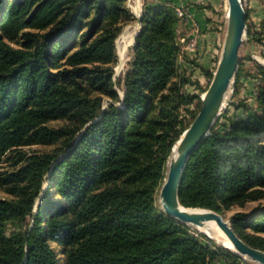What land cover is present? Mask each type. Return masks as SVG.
I'll return each mask as SVG.
<instances>
[{"label": "trees", "instance_id": "obj_1", "mask_svg": "<svg viewBox=\"0 0 264 264\" xmlns=\"http://www.w3.org/2000/svg\"><path fill=\"white\" fill-rule=\"evenodd\" d=\"M170 2L145 6L129 67L114 80L116 39L135 19L127 0H0V165L9 154L19 165L0 174L9 194L0 198V264L241 260L158 205L168 158L202 106L186 123L181 111L199 96L174 81L181 20ZM256 68V108L224 112L228 122L218 130L219 119L192 155L179 189L186 207L226 216L264 199V66ZM35 145L50 149L21 150ZM28 216L31 227L9 230ZM230 221L264 250V205Z\"/></svg>", "mask_w": 264, "mask_h": 264}, {"label": "rangeland", "instance_id": "obj_2", "mask_svg": "<svg viewBox=\"0 0 264 264\" xmlns=\"http://www.w3.org/2000/svg\"><path fill=\"white\" fill-rule=\"evenodd\" d=\"M12 1V0H11ZM163 0H141V17L144 12V8L146 5L149 4H158L162 2ZM213 0H207L206 7L213 10L214 18V28L219 30L221 32L220 34V42L222 39L224 40L225 33H226V21H227V4L226 0H217L218 6L217 9H214V7L211 6V2ZM245 9L248 12V21L247 25L255 32L254 38L247 36L243 42V45L240 49V67L239 71L241 72V82L237 84V86L234 88L232 87V90L229 92L228 97L226 99V103L224 106V109L222 110V114L219 117V123L216 125V129L222 130L223 124H226L228 121L226 117L223 116L224 112L228 113V116L232 117H243L246 114L252 113L253 109L256 108V94H257V87L259 85V82L256 80L255 76L257 75V68L256 64H260L264 66V0H245ZM127 5L131 11V14L134 16V20H132L130 23H128L124 29L122 30L121 34L116 39V52L118 55V49H117V43L120 40V37L127 33L128 35V43L130 44L128 48L126 49L124 54V58L122 59L118 55V63L113 67V78L116 80L118 77H123L126 70L129 67V62L131 61L133 52V46L135 45L134 39H136V36H134L133 44H131L129 41L131 40L132 34L135 32L136 34L139 33V30L141 26L139 25V18L133 13L132 6L135 5V0H127ZM188 30L190 31V28L187 26ZM179 35V33H178ZM223 44L222 42L219 43L217 46L216 56L214 59V64L212 66V71L209 70L211 73L215 72L216 67L218 65V61L221 56ZM201 57L198 52H192L190 54H185L182 58L178 59V71L179 75L174 79L175 82L180 83L181 90L184 93H190L195 96H199V98H195V101L193 104L187 106L185 109H183L182 116L185 119L186 123H189L192 119V112H194L197 109V105L199 100H202V97L204 93L206 92L207 88L210 84V78L205 75V73L201 70L199 66H201ZM120 96L125 95L123 90L119 89ZM108 100H105V105H107ZM251 109V110H248ZM248 110V111H245ZM217 123V122H216ZM53 126H59L60 123L53 122L51 123ZM50 148L45 146H31V147H25L21 149L23 152H26L28 154H32L34 152H43L48 151ZM169 159V158H168ZM19 165L15 164V159L12 158V154H9L8 158L5 159V161L0 165V174L4 171H15ZM167 168V165H166ZM166 173V172H165ZM48 183H44L43 190L47 188ZM9 194L4 191V189L0 188V198H8ZM40 204V199L38 198L36 200V204L34 207V213H37V205ZM158 205L160 209L164 212L160 202H158ZM261 205H264V199H261L259 201H252L245 204L243 207H236L234 210L226 214L227 219L231 220L232 215L237 211H245L249 212L254 208H257ZM33 224V218L32 216H28L24 222H12L9 224V230L10 231H19V230H25L29 227H31ZM192 227V226H191ZM193 230L202 233L199 231V229H196L195 227H192ZM215 241V243L226 249L227 251L232 252L233 254L237 255L234 251L224 247L222 244H220L216 239H212ZM239 256V255H237ZM241 260H239L238 264H259L249 258H244L242 256H239ZM213 264H230V261L224 260L222 256L220 255V259L215 261Z\"/></svg>", "mask_w": 264, "mask_h": 264}, {"label": "water", "instance_id": "obj_3", "mask_svg": "<svg viewBox=\"0 0 264 264\" xmlns=\"http://www.w3.org/2000/svg\"><path fill=\"white\" fill-rule=\"evenodd\" d=\"M244 1L226 0V33L218 65L209 87L202 97L199 113L172 149L158 199L168 217L196 229H208L209 233H202L211 239H215L210 232H213L212 225H216L226 236L233 250L223 245L224 247L239 256L264 264V250L244 242L234 231L230 219L210 209L186 207L179 198L180 184L187 165L192 155L211 135L239 71L240 49L248 32ZM138 18L141 19V14Z\"/></svg>", "mask_w": 264, "mask_h": 264}, {"label": "crops", "instance_id": "obj_4", "mask_svg": "<svg viewBox=\"0 0 264 264\" xmlns=\"http://www.w3.org/2000/svg\"><path fill=\"white\" fill-rule=\"evenodd\" d=\"M206 3L207 0H173V3L170 2L169 4L185 5L193 11L197 29L193 28L191 24L192 22L187 23L182 21L178 28L179 38L184 37L189 39L197 30L199 32V42L195 52H198V54L202 56L200 62L201 66H203L207 70L212 71L217 46L221 42L223 44L224 40L222 39V41L220 42L221 32L214 28V13L212 9H209L205 6ZM211 6L214 7V9H217V0H213L211 2ZM183 26L189 27L190 31H185L186 27ZM186 30L188 29L186 28Z\"/></svg>", "mask_w": 264, "mask_h": 264}, {"label": "built area", "instance_id": "obj_5", "mask_svg": "<svg viewBox=\"0 0 264 264\" xmlns=\"http://www.w3.org/2000/svg\"><path fill=\"white\" fill-rule=\"evenodd\" d=\"M173 8L181 22H192L191 24L193 28L197 29V24L194 20V13L189 7L185 5H173ZM179 41L181 43L180 58H182L185 54L196 51L199 42V32L196 30L193 36L189 39L182 37L179 38Z\"/></svg>", "mask_w": 264, "mask_h": 264}, {"label": "bare ground", "instance_id": "obj_6", "mask_svg": "<svg viewBox=\"0 0 264 264\" xmlns=\"http://www.w3.org/2000/svg\"><path fill=\"white\" fill-rule=\"evenodd\" d=\"M132 9H133V13L139 17L140 16V12H141V0H135V5L132 6ZM136 35V33L134 32L132 34V37L131 40L129 41L131 44H133V39H134V36ZM130 44L128 43V35L127 33H124L121 37H120V40L119 42L117 43V49H118V55L123 59L124 58V54H125V51H127L126 49L128 48ZM212 228H213V232H210V234H212V236L218 240V242L230 249L233 250L230 242L228 241V239L226 238V236L219 230V228L216 226V225H212ZM200 232H204V233H209L208 232V229L206 228H198Z\"/></svg>", "mask_w": 264, "mask_h": 264}]
</instances>
